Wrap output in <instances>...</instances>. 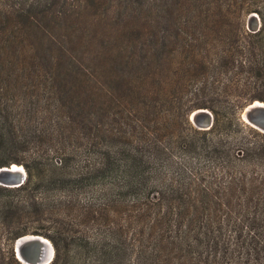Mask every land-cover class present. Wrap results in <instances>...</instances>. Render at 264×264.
<instances>
[{"label": "trees", "instance_id": "trees-1", "mask_svg": "<svg viewBox=\"0 0 264 264\" xmlns=\"http://www.w3.org/2000/svg\"><path fill=\"white\" fill-rule=\"evenodd\" d=\"M4 1L0 167L25 178L0 264L24 234L47 264H264V132L238 117L264 102V0Z\"/></svg>", "mask_w": 264, "mask_h": 264}, {"label": "water", "instance_id": "water-1", "mask_svg": "<svg viewBox=\"0 0 264 264\" xmlns=\"http://www.w3.org/2000/svg\"><path fill=\"white\" fill-rule=\"evenodd\" d=\"M256 16V15H255ZM257 18V16H256ZM251 19H254L253 14L247 16V25ZM201 109L197 108L192 110L188 114V119L198 129H207L211 125L212 116L211 113L206 110V113L199 112ZM240 118L251 127L257 129L260 132H264V102L253 100L246 104L241 112ZM12 164L0 167V185L5 187H16L20 185L25 178V171L23 169L22 174H13L10 170ZM21 166V165H20ZM22 167V166H21ZM20 235L15 238L12 243V249L14 257L22 264H47L50 262L53 256V247L51 243L46 239L50 246V253H45V241L41 240L39 235L29 234ZM44 238V237H42Z\"/></svg>", "mask_w": 264, "mask_h": 264}, {"label": "rangeland", "instance_id": "rangeland-1", "mask_svg": "<svg viewBox=\"0 0 264 264\" xmlns=\"http://www.w3.org/2000/svg\"><path fill=\"white\" fill-rule=\"evenodd\" d=\"M6 1H4V0H0V4H2V3H5ZM250 14V13H249ZM249 14H247L246 15V17L244 18V28L246 29V30H249V31H255L257 28H258V26H259V20H258V17L256 18V14L254 13V12H251V14H253L254 15V19H251V21L249 22V25H247V16L249 15ZM256 15V16H255ZM46 32H48V33H69L70 32V26L67 24V26H63V27H60V28H47L46 29ZM240 113L238 114V117H239V119L244 123V124H246L241 118H240ZM212 116V115H211ZM187 120H188V122L190 123V121H189V119H188V115H187ZM194 128H196L192 123H190ZM246 125H248V124H246ZM248 126H250V125H248ZM251 127V126H250ZM198 129V128H197ZM200 130H202V129H200ZM257 130V129H256ZM15 165H17V164H15ZM18 166H20V164H18ZM22 166V165H21ZM20 166V167H21ZM22 168H23V166H22ZM24 169V168H23ZM25 171V170H24ZM40 221V223L38 222V221H36V220H34L33 218H28V217H24L22 220H21V222H20V226L22 227V226H25V227H34V226H40L39 228H40V230H42V231H45V230H48V225H49V223L48 222H42V220H39ZM40 236H42V237H44L45 239H47L48 240V238H46L45 236H43V235H40ZM3 237H4V233H3V231L0 229V247H3V244H4V242H5V239H3ZM49 241V240H48ZM50 242V241H49ZM51 243V242H50ZM52 245V244H51Z\"/></svg>", "mask_w": 264, "mask_h": 264}, {"label": "bare ground", "instance_id": "bare-ground-1", "mask_svg": "<svg viewBox=\"0 0 264 264\" xmlns=\"http://www.w3.org/2000/svg\"><path fill=\"white\" fill-rule=\"evenodd\" d=\"M199 112L201 113H206V110H200ZM10 170L12 171V173L14 174H22L23 173V169L22 167L18 166V165H15V164H12L11 167H10ZM27 237H29L30 235H26ZM41 240L45 241L46 239L45 238H42V237H39ZM47 244L44 246L45 248V253H50V246L48 245V242L45 241Z\"/></svg>", "mask_w": 264, "mask_h": 264}]
</instances>
